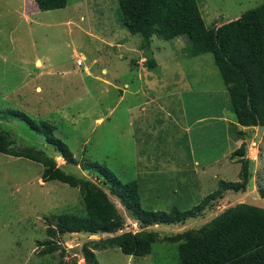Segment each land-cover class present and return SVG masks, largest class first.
Returning a JSON list of instances; mask_svg holds the SVG:
<instances>
[{
    "label": "rangeland",
    "instance_id": "obj_1",
    "mask_svg": "<svg viewBox=\"0 0 264 264\" xmlns=\"http://www.w3.org/2000/svg\"><path fill=\"white\" fill-rule=\"evenodd\" d=\"M197 3L205 24L216 27L264 0ZM142 41L125 28L117 0H67L65 8L48 12H38L32 0H0V112L16 110L54 126V136L77 165L67 164L20 120L0 116V133L10 149L43 150L63 172L101 187L124 219L110 234L50 237L47 229L58 216L82 208L79 191L57 181L43 183L41 165L0 154V264H87L84 246L93 250L95 243L123 233L171 237L198 230L240 203L264 208V128L229 124L231 139L239 129L245 135L250 172L245 191L225 192L200 215L178 224L143 227L99 175L84 170L86 162H98L122 182L136 180L142 206L153 211L190 209L215 191L219 180H238L239 157L224 155L232 149L224 123L235 115L230 103L223 110L224 85L212 56L192 57L186 37H153L147 47ZM170 93L174 97L168 98ZM151 95L158 100L148 103ZM188 127L202 171L190 163ZM93 252L98 264H178L177 244L166 242H156L152 253L140 258L117 248Z\"/></svg>",
    "mask_w": 264,
    "mask_h": 264
},
{
    "label": "trees",
    "instance_id": "obj_2",
    "mask_svg": "<svg viewBox=\"0 0 264 264\" xmlns=\"http://www.w3.org/2000/svg\"><path fill=\"white\" fill-rule=\"evenodd\" d=\"M38 12L60 10L67 0H32ZM118 11L127 31L142 38L143 47L153 37L170 41L186 37L192 57L212 56L237 125L243 128H264V4L246 11L240 17L207 26L197 0H117ZM151 67L153 61L147 62ZM0 116L24 122L42 134L67 164L77 165L67 145L54 136L56 128L46 121L35 122L23 112L6 110ZM238 131L236 140H244ZM186 142V140H185ZM188 150V148H187ZM245 144L233 151L239 157L238 180H220L218 188L206 195L197 205L181 210L172 206L168 211H153L142 206L139 183L122 182L105 164L86 162L84 170L93 171L103 179L110 194L143 227L172 225L200 215L225 192L245 191L249 179V161ZM0 154L26 159L42 166L43 183L57 181L77 189L82 197V208L77 213L58 216L50 237L56 234H110L124 225V219L101 187L89 180L78 179L57 167L53 158L43 150L25 147L10 149L6 135L0 133ZM264 199V188L260 190ZM156 242L177 244L178 264H264V208L240 203L227 208L198 230L160 237L156 232L123 233L94 244L93 250L117 248L126 256L140 258L152 253ZM93 250L84 246L87 264H98Z\"/></svg>",
    "mask_w": 264,
    "mask_h": 264
},
{
    "label": "crops",
    "instance_id": "obj_3",
    "mask_svg": "<svg viewBox=\"0 0 264 264\" xmlns=\"http://www.w3.org/2000/svg\"><path fill=\"white\" fill-rule=\"evenodd\" d=\"M48 12V11H47ZM37 62H39V61H37ZM40 65H41V62H40ZM105 70H103L102 72H104ZM141 73H142V71H141ZM144 73V72H143ZM186 93H188L189 94V92H185L184 94H182V95H179V96H181V97H183ZM227 92L225 91V89L223 90V100H224V102H225V106L223 107V110L224 109H227L226 107L228 106V103H229V99L227 98L228 96H227V94H226ZM146 96H147V94H146ZM172 97H174L171 93L169 94V96H168V98H172ZM147 99V102L149 103V102H153V101H157L158 100V98L156 97V96H153V95H151V98H148V97H146ZM160 100V99H159ZM223 105H224V103H223ZM196 122V121H195ZM227 123V124H226ZM226 123H224V128H225V130H224V137H225V141H227V142H231L232 143V149H230V151L228 150L224 155L228 158L230 155H231V153L233 152V151H235L236 149H237V147L239 148V145H240V143L242 144L243 143V141L245 140H233V139H231V137L229 136V134H228V130H227V128H228V126H229V124H233V125H237V123H236V121L235 120H233L232 122L230 121V120H226ZM238 127H240L241 129H244L243 127H241V126H239L238 125ZM190 127H188V128H186L185 130H184V132L185 133H187V139H186V143H187V148H188V150H190L191 151V153H190V155H191V159H190V163H192L193 164V166L195 165V166H201L200 167V170L202 171V165H201V162L198 160V159H195V157H194V153L192 152V143H191V139L189 138V133H190V129H189ZM255 128H257V127H251V129H255ZM248 129V128H247ZM239 131H241L240 129H239ZM253 131V130H252ZM260 131V130H259ZM258 131V132H259ZM262 131H264V130H262ZM264 133V132H263ZM256 135V134H255ZM223 157V154L220 156V157H218V158H216V159H214V161H215V163L216 162H218V160L219 159H221ZM210 164L211 165H213L214 163H213V161L212 162H210ZM240 171V170H239ZM201 173V172H200ZM239 174V173H238ZM220 181V180H219Z\"/></svg>",
    "mask_w": 264,
    "mask_h": 264
},
{
    "label": "built area",
    "instance_id": "obj_4",
    "mask_svg": "<svg viewBox=\"0 0 264 264\" xmlns=\"http://www.w3.org/2000/svg\"><path fill=\"white\" fill-rule=\"evenodd\" d=\"M76 65H77L78 67L82 66V62H81L80 59H77Z\"/></svg>",
    "mask_w": 264,
    "mask_h": 264
}]
</instances>
